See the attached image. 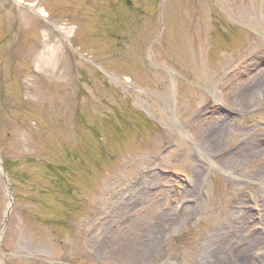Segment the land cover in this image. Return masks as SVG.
<instances>
[{
    "label": "rangeland",
    "instance_id": "374dc122",
    "mask_svg": "<svg viewBox=\"0 0 264 264\" xmlns=\"http://www.w3.org/2000/svg\"><path fill=\"white\" fill-rule=\"evenodd\" d=\"M253 82L264 0H0V264H264Z\"/></svg>",
    "mask_w": 264,
    "mask_h": 264
},
{
    "label": "bare ground",
    "instance_id": "6f19581e",
    "mask_svg": "<svg viewBox=\"0 0 264 264\" xmlns=\"http://www.w3.org/2000/svg\"><path fill=\"white\" fill-rule=\"evenodd\" d=\"M222 70L223 71H222L221 77H226L227 75H229V74H227V70L228 69H226V68L224 69V67H223ZM245 87L246 86H244V87L242 86V88L239 87L240 89L239 90L237 89L238 91L237 90H233V92H232L233 96L231 95V97H230L228 102L232 103V105H234L235 102H238V103L246 102L247 103L248 101H250L251 98H253L252 96L256 92L262 91L264 89L263 85L261 83H259V82H256V83L253 82V84H251V88L248 91H247V89L246 90L243 89ZM199 135H200V137L202 139H205V137H209L210 136L209 131L208 130L205 131L202 128L199 130ZM263 222H264V220H263ZM208 264H218V263L216 261L215 262L214 261H210Z\"/></svg>",
    "mask_w": 264,
    "mask_h": 264
},
{
    "label": "water",
    "instance_id": "95a60500",
    "mask_svg": "<svg viewBox=\"0 0 264 264\" xmlns=\"http://www.w3.org/2000/svg\"><path fill=\"white\" fill-rule=\"evenodd\" d=\"M0 169L2 170V173H3V175H4V169H3V166H2V164H1V162H0ZM3 179H4V182L6 183V180H5V177L3 176ZM6 186H7V190H8V200L10 201V205H9V207H8V209H7V211H6V216H7V214H8V212H9V210H10V208H11V204H12V197H11V195H10V188H9V185L6 183ZM7 217H5V219H4V221H3V224H5L6 223V219Z\"/></svg>",
    "mask_w": 264,
    "mask_h": 264
}]
</instances>
